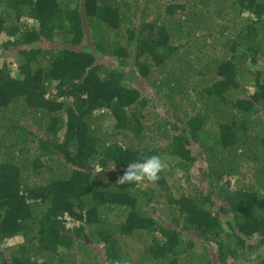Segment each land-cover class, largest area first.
<instances>
[{
	"label": "trees",
	"instance_id": "trees-1",
	"mask_svg": "<svg viewBox=\"0 0 264 264\" xmlns=\"http://www.w3.org/2000/svg\"><path fill=\"white\" fill-rule=\"evenodd\" d=\"M0 52V264H264V0H0Z\"/></svg>",
	"mask_w": 264,
	"mask_h": 264
},
{
	"label": "clouds",
	"instance_id": "clouds-1",
	"mask_svg": "<svg viewBox=\"0 0 264 264\" xmlns=\"http://www.w3.org/2000/svg\"><path fill=\"white\" fill-rule=\"evenodd\" d=\"M122 147H124L122 145ZM168 162L159 155H149L142 160L134 161L127 164L123 175L117 178L116 183L119 185L136 184L137 186L144 183L155 184L161 179V173L165 172ZM113 264H132L131 260H115Z\"/></svg>",
	"mask_w": 264,
	"mask_h": 264
},
{
	"label": "rangeland",
	"instance_id": "rangeland-1",
	"mask_svg": "<svg viewBox=\"0 0 264 264\" xmlns=\"http://www.w3.org/2000/svg\"><path fill=\"white\" fill-rule=\"evenodd\" d=\"M160 1H163V0H160ZM154 6H155V5H153V7H154ZM1 53H2V52H0V54H1ZM3 55H4L3 57H0V64H3V62H4L5 59L7 58V56H6L5 54H3ZM11 68L14 70L15 75H16V74L19 75V72H18L17 66H16L15 64L11 63ZM252 90H253V89H252ZM252 90H251V91H252ZM155 96H156V95H155ZM156 97H157V96H156ZM155 100H156L157 104L159 105V110L162 111L163 106L161 105V102H160V100H159V97L155 98ZM226 183L229 184L228 186L230 187V189H231L232 191H234V190L236 189V187H237V184H236V178L229 179V180L226 181ZM166 218H167V217H166Z\"/></svg>",
	"mask_w": 264,
	"mask_h": 264
}]
</instances>
